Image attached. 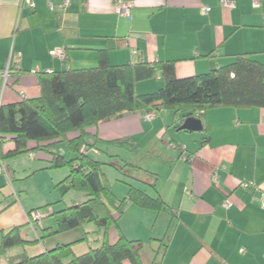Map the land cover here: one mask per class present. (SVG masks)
<instances>
[{"label":"crops","instance_id":"obj_1","mask_svg":"<svg viewBox=\"0 0 264 264\" xmlns=\"http://www.w3.org/2000/svg\"><path fill=\"white\" fill-rule=\"evenodd\" d=\"M127 1L132 7L125 17L115 11L114 0H31L32 8L23 0H0V105L38 97V72L94 66L101 54L113 65L174 61L177 77L216 69L239 53L264 63V0H228L232 6L222 0ZM56 46L65 48V61L50 55ZM11 55V73L18 74L4 85L1 73ZM142 81L156 88L137 93L155 91L162 84L161 73ZM147 111L124 112L90 129L101 141L130 137L140 148L147 147L146 169L156 180L155 188L145 184L144 190L165 202L158 215L164 224L157 228L153 223L147 236L136 229L120 230L142 241L143 264H264V210L259 204L264 192V108L208 109L194 116L207 128L199 131L180 130L185 119L180 113L160 109L147 119ZM13 147L6 142L2 152ZM37 158L31 152L3 161L12 179L17 172L30 177L44 171L52 195L44 201L50 204L58 198L53 196L56 184L68 172L47 169ZM7 183L0 173V236L19 227L24 239H37L39 230L29 222V212L44 201L27 203L20 199L19 186L10 189ZM138 212L154 214L146 208ZM40 226L53 222L44 217ZM82 234L72 229L23 244V253L6 256L5 250L0 264L60 244L84 253L86 246L77 244ZM118 236L110 226L108 241L114 243Z\"/></svg>","mask_w":264,"mask_h":264},{"label":"trees","instance_id":"obj_2","mask_svg":"<svg viewBox=\"0 0 264 264\" xmlns=\"http://www.w3.org/2000/svg\"><path fill=\"white\" fill-rule=\"evenodd\" d=\"M11 70L12 67L9 78L18 74ZM157 70L161 73V86L152 92L137 93L136 83L153 77ZM37 82L38 97L0 105V159L32 152L47 169L66 166L67 175L56 184L60 196L79 190L85 192L87 199L59 210L49 209L51 203L45 204L42 207L48 215L41 213L42 207L33 209L29 222L39 230L38 238L26 240L19 227H13L0 236V254L16 245L41 242L80 228L87 222H95L103 229L102 241L100 246L81 254H75L71 244H60L39 254L23 255L10 264H143L141 240L119 233L116 242L108 241V229L117 220L110 208L119 217L129 202L159 213L165 202L159 195L150 196L131 184L125 198L117 201L102 179L103 163L89 152L97 151L98 144L126 145L134 150L140 145L130 137L101 141L90 133L100 122L139 110L166 109L187 118L201 116L211 108H264V63L249 53L236 54L228 64L186 77L175 75L174 61L113 65L101 54L94 66L38 72ZM202 129L207 130L205 126ZM6 142H13L14 147L3 153ZM60 142L73 154L72 158L66 160L58 152ZM141 172L136 180L155 188V174ZM34 212L40 214L38 220H33ZM49 216L53 226L41 227L42 219Z\"/></svg>","mask_w":264,"mask_h":264},{"label":"rangeland","instance_id":"obj_3","mask_svg":"<svg viewBox=\"0 0 264 264\" xmlns=\"http://www.w3.org/2000/svg\"><path fill=\"white\" fill-rule=\"evenodd\" d=\"M152 81L153 80H151L150 82ZM145 83L149 82H140L138 84L136 92H144V90H153L154 88H156L153 86L145 87V85H148ZM57 149L58 152L66 160L73 157V154L65 148L63 142L57 144ZM146 149V146L134 150L128 148L126 145L116 146L112 144H98L97 151L89 152L95 159L103 163L102 179L115 195L117 201H121L125 198L130 184L139 188L146 189V187L144 186L145 184H142L141 182L136 180L137 177L142 176L141 171L148 170L146 169V164H149V157L147 156ZM129 164H133L136 167L130 166ZM55 171L64 173L68 172V168L66 166H63L60 168H55ZM44 173L45 172L42 171L37 173V176L26 177L23 173L17 172L15 174V178L12 179L7 172V176H5V179L8 181V183L6 184V186L10 189L11 186H19L20 189L18 190V193L21 195L20 199L30 204H38L44 201L45 198H50L52 196L50 192V186L47 187V176H45ZM54 195H58V198L56 201H51L53 202L51 203V207L56 210H59L63 207L72 206L75 203H83L87 199L85 192L79 190H69L62 196H60V193L57 190V192L54 193L53 196ZM45 204L46 201H44L40 205H35V207H44ZM128 204L129 203L125 204L124 211L120 215V217L118 214H116L113 208H110L111 213L117 218V220L113 223V226L117 228L118 233H120L121 229L131 231L136 229L144 236H147V234L149 233L148 229H150V226L153 223L157 225V228H159L160 225L164 224L162 216H158L161 211L157 213L156 211L151 210L154 211V214H145L143 212H138L142 208H135L136 206L133 204H130L132 205V208L129 209ZM43 207L41 209V213H43L44 215H48L47 210ZM49 217L48 219H51V222H53V218L51 216ZM157 228L155 229V233L157 232ZM77 229L81 233L83 232V238L80 239L77 244L86 246L87 251L90 248L100 246L102 241L103 229L99 227L95 222L84 223L82 227ZM13 251L15 252V254L18 252L23 253L24 247L22 245L10 247L6 249V256L10 255L11 253L13 254ZM74 253L76 254L75 251Z\"/></svg>","mask_w":264,"mask_h":264},{"label":"built area","instance_id":"obj_4","mask_svg":"<svg viewBox=\"0 0 264 264\" xmlns=\"http://www.w3.org/2000/svg\"><path fill=\"white\" fill-rule=\"evenodd\" d=\"M23 2H25L29 7H33L34 4L31 2V0H23ZM222 2L226 5L232 6V4L228 1V0H222ZM64 3L66 4L67 1H64ZM132 7V2L127 1V0H114V9L115 11L121 15V16H129L130 15V9ZM204 10L207 11L208 7H204ZM50 55L52 57H55L57 59H59L60 61H65L66 60V51L65 48L62 46H56L54 48H52L50 50ZM12 58H14V56H10L6 66L4 67L2 73H1V77L3 79V84L6 85L8 83V79H9V73H10V67L12 64ZM16 60L18 59V56H16L15 58ZM155 115V112L153 111H149L146 112L145 114V118L147 119H151L153 118ZM0 173L4 174L5 176H7V168L5 163L0 159ZM259 204L261 206V208L264 210V192L261 194L260 198H259ZM224 207H228L230 205V202L228 200H225V202L223 203ZM40 217V214L37 212L32 213V218L33 220H38Z\"/></svg>","mask_w":264,"mask_h":264},{"label":"water","instance_id":"obj_5","mask_svg":"<svg viewBox=\"0 0 264 264\" xmlns=\"http://www.w3.org/2000/svg\"><path fill=\"white\" fill-rule=\"evenodd\" d=\"M203 125L201 119L198 117L190 116L183 120V123L180 125V130L188 131H199L202 130Z\"/></svg>","mask_w":264,"mask_h":264}]
</instances>
